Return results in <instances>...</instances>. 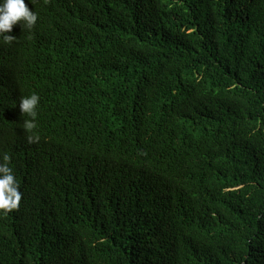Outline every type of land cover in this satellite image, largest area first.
<instances>
[{
	"label": "trees",
	"instance_id": "obj_1",
	"mask_svg": "<svg viewBox=\"0 0 264 264\" xmlns=\"http://www.w3.org/2000/svg\"><path fill=\"white\" fill-rule=\"evenodd\" d=\"M77 11L0 36V264H264V0Z\"/></svg>",
	"mask_w": 264,
	"mask_h": 264
},
{
	"label": "clouds",
	"instance_id": "obj_2",
	"mask_svg": "<svg viewBox=\"0 0 264 264\" xmlns=\"http://www.w3.org/2000/svg\"><path fill=\"white\" fill-rule=\"evenodd\" d=\"M79 0H0V36L3 43L11 44L16 38L9 33L19 22L23 28L31 29L40 19L49 30L58 24L73 20L78 11ZM35 74H32L34 80ZM52 103L44 100L40 93H23L15 102L14 109L25 119L23 128L31 131L37 127V111L44 112L52 108ZM27 115V116H26ZM31 118V119H30ZM39 137L36 136L35 140ZM29 143L35 142L32 135ZM0 213H8L19 207L22 193L20 184L9 166L8 154H0Z\"/></svg>",
	"mask_w": 264,
	"mask_h": 264
}]
</instances>
